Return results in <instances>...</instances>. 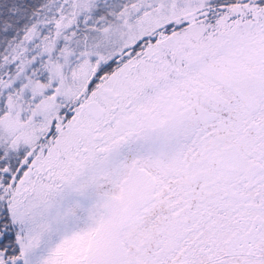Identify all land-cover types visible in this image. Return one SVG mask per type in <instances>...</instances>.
<instances>
[{"label": "snow or ice", "instance_id": "1", "mask_svg": "<svg viewBox=\"0 0 264 264\" xmlns=\"http://www.w3.org/2000/svg\"><path fill=\"white\" fill-rule=\"evenodd\" d=\"M0 264H264V0H0Z\"/></svg>", "mask_w": 264, "mask_h": 264}]
</instances>
